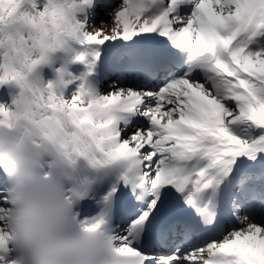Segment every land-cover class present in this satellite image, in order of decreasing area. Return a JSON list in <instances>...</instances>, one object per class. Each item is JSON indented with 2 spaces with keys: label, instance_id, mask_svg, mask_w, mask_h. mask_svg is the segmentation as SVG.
<instances>
[{
  "label": "snow or ice",
  "instance_id": "snow-or-ice-1",
  "mask_svg": "<svg viewBox=\"0 0 264 264\" xmlns=\"http://www.w3.org/2000/svg\"><path fill=\"white\" fill-rule=\"evenodd\" d=\"M98 6L0 0V85L38 55L26 127L97 165L79 215L122 264H264V0H116L96 28ZM12 212L0 171V264L20 260Z\"/></svg>",
  "mask_w": 264,
  "mask_h": 264
},
{
  "label": "clouds",
  "instance_id": "clouds-1",
  "mask_svg": "<svg viewBox=\"0 0 264 264\" xmlns=\"http://www.w3.org/2000/svg\"><path fill=\"white\" fill-rule=\"evenodd\" d=\"M7 37L3 55H9ZM55 54V53H54ZM40 57H25L15 75L13 108H0V171L8 180L13 207L10 217L12 241L19 264H122L127 259L114 250L102 222L81 218L80 204L86 199L97 165L78 149L69 136L38 126L29 128L26 106L31 102L28 85ZM51 80L45 88H50ZM98 116L104 109H94Z\"/></svg>",
  "mask_w": 264,
  "mask_h": 264
},
{
  "label": "bare ground",
  "instance_id": "bare-ground-1",
  "mask_svg": "<svg viewBox=\"0 0 264 264\" xmlns=\"http://www.w3.org/2000/svg\"><path fill=\"white\" fill-rule=\"evenodd\" d=\"M103 8H104V10H107L108 9V7H106V6H102ZM103 10V11H104ZM107 15H109L108 13H106ZM98 19H100L99 17H95V27L96 28H99V27H101V24H102V22L101 21H99V22H96V21H98ZM90 24H91V21H90ZM45 76H48V77H52L51 75H48L47 74V69L45 70ZM103 91H107V88L106 87H103V89H102ZM4 94H6V93H4V92H0V98H3V97H5L4 96ZM7 95V94H6ZM7 99V98H6ZM85 203H87V202H85Z\"/></svg>",
  "mask_w": 264,
  "mask_h": 264
},
{
  "label": "rangeland",
  "instance_id": "rangeland-1",
  "mask_svg": "<svg viewBox=\"0 0 264 264\" xmlns=\"http://www.w3.org/2000/svg\"><path fill=\"white\" fill-rule=\"evenodd\" d=\"M109 1H113V0H109ZM103 10L104 8L102 6H98L96 13L100 15L99 17L100 19H98V21L96 22H99V21L103 22V21L109 20V15L106 14L108 13L107 10H104V11ZM50 74L52 73L50 72Z\"/></svg>",
  "mask_w": 264,
  "mask_h": 264
}]
</instances>
